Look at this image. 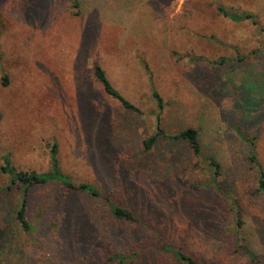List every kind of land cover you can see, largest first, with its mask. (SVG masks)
Masks as SVG:
<instances>
[{"label": "rangeland", "instance_id": "rangeland-1", "mask_svg": "<svg viewBox=\"0 0 264 264\" xmlns=\"http://www.w3.org/2000/svg\"><path fill=\"white\" fill-rule=\"evenodd\" d=\"M79 2L74 16L67 0H0V190L10 184L4 157L17 171L44 173L54 149L63 174L142 226L45 185L28 205L31 234L11 222L0 264H114L106 257L115 254L126 264H179L161 244L198 264H264V198L248 161L252 141L264 172V0ZM220 6L257 24L232 22ZM94 64L138 112L103 93ZM158 116L167 134L196 130L201 156L181 142L146 151ZM207 157L237 207L217 194ZM19 199L14 189L0 195V217Z\"/></svg>", "mask_w": 264, "mask_h": 264}, {"label": "trees", "instance_id": "trees-1", "mask_svg": "<svg viewBox=\"0 0 264 264\" xmlns=\"http://www.w3.org/2000/svg\"><path fill=\"white\" fill-rule=\"evenodd\" d=\"M70 3V7L74 10V16L79 15V0H67ZM218 11L228 18L232 22H242V21H251L252 24H257L256 20L251 15H236L231 12L226 11L223 7H218ZM92 73L95 81L100 85L101 90L107 96L117 100L124 109L130 110L133 112H138V109L130 103L126 98H124L110 83L108 80L104 69L99 64H94L92 68ZM6 81V80H4ZM6 85V82L4 83ZM152 97L155 100L157 107L159 110L163 108L162 99L159 97L156 91H152ZM249 110H253L252 108H248ZM239 133V131L237 132ZM240 136V135H239ZM243 137V136H241ZM159 141H167L170 143H184L186 144L192 151L195 157L201 156V146L199 143L198 132L192 128L184 129L174 135H170L165 133L160 127V118L159 116L156 118V131L153 135L148 137L143 141V146L146 151L150 150L157 142ZM250 151H249V164L252 169H254L256 176L255 179V194L261 195L264 198V172L257 162L256 155L253 151L252 141H249ZM55 150L51 151V171H47L44 173H38L35 171H17L10 164L9 158L4 157L3 163L4 165L1 168V172L7 175L10 179V184L5 189L0 190V195L6 194L7 191L12 189L18 190L20 194L19 203L15 210H6L2 211V215L0 217V244H5L7 239L10 237V231L8 227L10 223L13 222L17 227L16 230L21 234L28 236L32 232V228L30 222L27 219L28 216V205L30 199L32 197V192L37 190L38 187H43L49 184H58L59 187L57 190H66L68 193H76L78 195H86L93 199L104 202L105 212L110 216V218L114 221H122V222H130L134 224H138V226H142L139 219L134 215L131 210L123 208L119 204H115L111 202L107 198H102L98 190L91 184L83 182V183H74L71 178L65 174H63L59 166L57 164ZM212 171V180L213 186L216 190L217 194L220 195L227 203L231 201L233 207H237L235 202H232L231 197L229 196L228 191H224V187L219 183V177L221 174V166L219 163L212 157H207L205 159ZM232 211V209H230ZM235 210V209H233ZM236 230H241L243 222L241 221V213L239 209H236ZM140 230V227H137ZM238 232V231H237ZM236 242L240 245V248L247 254L250 262H256V256L248 250L244 245H241L242 239L237 235ZM143 243H141L143 247ZM140 247V249H143ZM165 252L173 251V256L175 260L179 264H198L193 258L184 255L181 251H174L170 246L161 244L159 246ZM20 249V254H22V249ZM111 253V252H109ZM108 258V259H107ZM22 261H24L21 258ZM106 261L113 262L114 264H126L124 257L120 255H112L106 257Z\"/></svg>", "mask_w": 264, "mask_h": 264}]
</instances>
